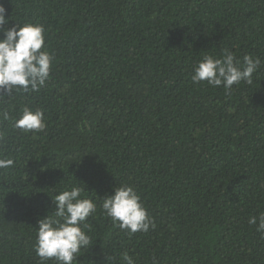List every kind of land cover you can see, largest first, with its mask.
<instances>
[{
    "label": "trees",
    "instance_id": "obj_1",
    "mask_svg": "<svg viewBox=\"0 0 264 264\" xmlns=\"http://www.w3.org/2000/svg\"><path fill=\"white\" fill-rule=\"evenodd\" d=\"M0 4L5 27L42 25L53 57L39 91L0 92V159L13 160L0 168V264H41L37 220L73 186L96 204L73 264H264L248 223L264 212V0ZM225 50L259 58L252 83H193ZM24 107L43 111L44 130L14 127ZM122 185L155 228L129 234L105 215Z\"/></svg>",
    "mask_w": 264,
    "mask_h": 264
},
{
    "label": "clouds",
    "instance_id": "obj_2",
    "mask_svg": "<svg viewBox=\"0 0 264 264\" xmlns=\"http://www.w3.org/2000/svg\"><path fill=\"white\" fill-rule=\"evenodd\" d=\"M9 19L0 4V92L11 94L13 90L39 91L50 74L52 55L42 50L45 45L44 27L26 23L22 26L5 27ZM260 65L259 58L244 55L242 60L225 50L222 58L205 55L194 67L193 83L207 82L213 87L231 89L241 81L251 84L252 75ZM3 118L8 119L7 112ZM14 127L24 131L39 132L45 129L44 113L24 107ZM13 164L11 159H0V168ZM74 179V178H73ZM84 186V185H83ZM84 187L73 186L55 195L54 215H45L37 220L35 252L41 264L54 259L56 264H73L82 249L92 243L91 237L83 230L86 221L96 212L93 200L82 198ZM106 216L129 234L147 232L155 228L140 196L132 186L113 187L111 195L103 197L101 205ZM248 223L264 235V212L249 218ZM126 264H135L127 253L123 254Z\"/></svg>",
    "mask_w": 264,
    "mask_h": 264
}]
</instances>
